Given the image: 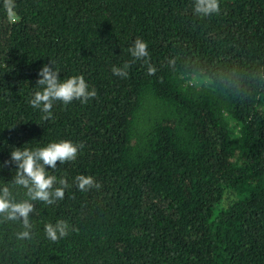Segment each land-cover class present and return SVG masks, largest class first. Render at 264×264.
<instances>
[{"label":"trees","instance_id":"1","mask_svg":"<svg viewBox=\"0 0 264 264\" xmlns=\"http://www.w3.org/2000/svg\"><path fill=\"white\" fill-rule=\"evenodd\" d=\"M15 6L12 21L0 0V181L14 147H83L49 170L68 187L34 202L31 240L0 220V264H264V0H220L206 17L194 0ZM136 38L151 75L129 53ZM50 61L96 96L56 101L44 119L29 101ZM81 174L94 186L79 189ZM57 220L69 233L52 242Z\"/></svg>","mask_w":264,"mask_h":264},{"label":"clouds","instance_id":"2","mask_svg":"<svg viewBox=\"0 0 264 264\" xmlns=\"http://www.w3.org/2000/svg\"><path fill=\"white\" fill-rule=\"evenodd\" d=\"M3 9L10 20L17 19L15 0H3ZM219 11L220 0H194L193 12L198 16L206 17ZM129 53L134 62H145L150 75L155 72V68L148 61L147 41L136 38ZM129 67L128 63L114 65L112 73L114 76L126 78ZM38 75L37 89L29 102L33 109H39L44 114V119L52 118L56 101L65 105L74 100L86 103L96 96L95 89L81 75L61 79L54 61L44 64ZM82 147L71 140L61 139L34 148L23 146L12 149L10 160L5 163L15 165L13 178L10 181H0V220L20 223V228L15 233L16 239H32L34 225L30 213H35L34 202L52 205L64 198L68 184L65 179H58L50 174L49 170L57 168V161L64 164L76 160ZM75 182L79 189L85 190L94 186V177L81 174L75 177ZM44 232L50 241L57 242L68 235L69 225L64 220L46 223Z\"/></svg>","mask_w":264,"mask_h":264}]
</instances>
